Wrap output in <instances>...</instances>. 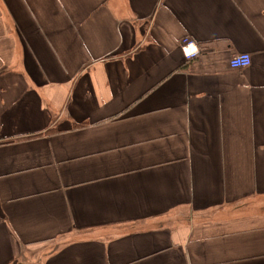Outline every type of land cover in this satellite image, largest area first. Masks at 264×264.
I'll use <instances>...</instances> for the list:
<instances>
[{
	"label": "crops",
	"instance_id": "crops-1",
	"mask_svg": "<svg viewBox=\"0 0 264 264\" xmlns=\"http://www.w3.org/2000/svg\"><path fill=\"white\" fill-rule=\"evenodd\" d=\"M0 264H264V0H0Z\"/></svg>",
	"mask_w": 264,
	"mask_h": 264
},
{
	"label": "built area",
	"instance_id": "built-area-1",
	"mask_svg": "<svg viewBox=\"0 0 264 264\" xmlns=\"http://www.w3.org/2000/svg\"><path fill=\"white\" fill-rule=\"evenodd\" d=\"M182 50L187 59H195L200 53L197 45L190 39H185L182 43ZM251 55L249 54H238L232 57L229 61V66L233 70H241L251 65Z\"/></svg>",
	"mask_w": 264,
	"mask_h": 264
},
{
	"label": "trees",
	"instance_id": "trees-1",
	"mask_svg": "<svg viewBox=\"0 0 264 264\" xmlns=\"http://www.w3.org/2000/svg\"><path fill=\"white\" fill-rule=\"evenodd\" d=\"M87 125H84V124H81V125H76V128L77 129H81V128H85ZM51 133V132H49Z\"/></svg>",
	"mask_w": 264,
	"mask_h": 264
}]
</instances>
